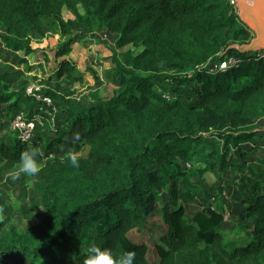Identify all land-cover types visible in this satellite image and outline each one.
<instances>
[{
	"label": "trees",
	"instance_id": "1",
	"mask_svg": "<svg viewBox=\"0 0 264 264\" xmlns=\"http://www.w3.org/2000/svg\"><path fill=\"white\" fill-rule=\"evenodd\" d=\"M64 9L72 18L63 17ZM232 9L229 0H0V42L12 53L35 52L31 38L44 36L47 25L69 35L56 57L78 38L116 34L110 98L96 90L77 98L82 77L63 60L56 77L64 91H43L56 107L53 128L37 125L27 142L16 134L0 142V182L23 151L38 147L43 153L33 183L41 211L21 207L25 229L9 222L14 210L0 200L7 222L0 232V264L11 255L27 264H84L93 244L117 255L133 251L135 264H152L147 245L127 233L147 225L164 190L167 228L155 243L154 264H264V157L245 166L247 154L238 149L264 139V131L253 130L264 114V51L227 49L252 38ZM1 53L0 106L11 119L27 108L30 118L39 106L25 94L31 67L17 68L8 63L9 53ZM229 58L239 62L218 70ZM74 132L79 141H73ZM68 149L79 155V168L61 163ZM196 153H203L215 177L197 201L196 194L170 185L173 170L184 176L177 160L190 161ZM231 165L242 173L235 190L222 182ZM226 198L244 205L238 224L250 232L245 244L227 243Z\"/></svg>",
	"mask_w": 264,
	"mask_h": 264
},
{
	"label": "rangeland",
	"instance_id": "2",
	"mask_svg": "<svg viewBox=\"0 0 264 264\" xmlns=\"http://www.w3.org/2000/svg\"><path fill=\"white\" fill-rule=\"evenodd\" d=\"M231 1V0H229ZM234 10L231 12L233 14L238 15V9L236 4H233ZM64 18L69 19L72 15L68 12V10L64 9L62 13ZM239 17V16H238ZM2 28L0 27V32H2ZM252 32V31H251ZM254 36L252 32V37ZM90 38V37H89ZM99 41L95 42H112V37H108V34L98 32ZM92 39V38H91ZM107 39V41H105ZM92 41V40H91ZM94 41V40H93ZM62 43V42H61ZM61 43L56 42L53 45V50H57ZM115 43V41H114ZM115 45L113 44L112 52L115 49ZM4 53V51H2ZM32 61V60H31ZM206 66V65H204ZM208 68V67H207ZM210 70H213V66L210 65ZM37 76H33L34 74H27L28 84L36 82L37 80H41L47 87L55 88L57 86L58 91H64L65 85L64 82L58 81L55 73L53 72L52 76H45V72H36ZM190 74L192 72H189ZM50 78V80H48ZM168 88L172 87V83H166ZM184 87V86H183ZM194 87L191 84L188 88L184 87V89H190ZM15 88V87H14ZM92 90L89 86H76V94L75 96L78 98L82 94ZM31 103V102H30ZM37 107V106H36ZM24 108V107H23ZM7 110L4 106H0V142L2 140H6L8 138H13L14 132L10 128L11 114L6 113ZM23 112L28 115L27 108L23 109ZM33 112V110H32ZM46 128H49V125L46 124ZM264 131V114L262 117L254 122V129ZM214 133V132H211ZM239 150L245 151L247 156L244 160V165L247 166L250 162H255L256 158L264 157V139L258 140L256 146L252 147L248 143H242L238 146ZM86 150L82 151L85 153ZM81 154V153H79ZM243 162V161H242ZM178 168L180 172H184L183 177H177V170L172 172V177L170 179L171 183H175L176 189L178 193H190L191 195H195V200H198V195L204 190L208 189V187L215 181V177L211 170H209L206 166L203 153H196L195 156L190 161H181L177 160ZM16 166L13 168L15 169ZM11 169L4 174V180L0 182V200L6 206L12 207L14 212L10 218H8L11 224H14L19 229H25L27 226L28 220L24 218V214L22 213L21 207L25 209H29L30 206L35 207V211H41V206L39 203V198L33 190L34 176H22L20 180L13 181L10 176ZM242 173L238 172L236 168L232 165L229 166L227 172H225L222 182L224 184H230L232 189H236L239 178ZM10 178V180H6ZM202 194V193H201ZM229 206L224 209V224L222 226V230L225 233V237L229 247H233L239 244H245L248 239L251 237L250 232L246 229L240 228L239 221V213L244 205L240 201H235L232 198H226ZM178 204H180L179 198H176ZM212 201V200H211ZM168 204L167 191L164 190L159 193L156 199V208L157 210L149 216L147 225L141 229H132L127 233V237L135 243H144L148 247V251L146 254L147 260L154 264L158 260V255L156 251L155 243H160L159 237L166 231L167 225L162 219V206ZM170 207H174L171 206ZM191 207L194 209L197 207L195 202L191 203ZM171 208V209H172ZM193 209L187 210L188 217H191V213ZM3 216V219H0V232L5 231L7 227L6 216L4 213L0 214ZM34 219V218H33ZM32 219V220H33ZM2 223V224H1ZM3 264H27V259L24 257L11 255L10 258Z\"/></svg>",
	"mask_w": 264,
	"mask_h": 264
},
{
	"label": "crops",
	"instance_id": "3",
	"mask_svg": "<svg viewBox=\"0 0 264 264\" xmlns=\"http://www.w3.org/2000/svg\"><path fill=\"white\" fill-rule=\"evenodd\" d=\"M109 36L112 37V42L109 43L95 42L96 40L99 41V38L95 40L90 36L78 38L67 54L56 57L53 45L58 41L61 43L67 40L69 35H63L58 28L47 25L45 26L44 36L31 38V46L35 49V52L28 55L22 52L12 53L2 48L1 42L0 51H4L3 56L9 53L10 61L8 63H12L17 68L24 69L26 66H30L31 68L27 74H34L33 76H37L36 72L40 71L45 72L46 77L52 76L53 72L56 75V70L61 61L67 60L74 68V75L82 77L79 86H90L92 90L97 91L99 96L108 99L112 96L116 87L110 61L116 34H108ZM21 59H25V62L20 63Z\"/></svg>",
	"mask_w": 264,
	"mask_h": 264
},
{
	"label": "clouds",
	"instance_id": "4",
	"mask_svg": "<svg viewBox=\"0 0 264 264\" xmlns=\"http://www.w3.org/2000/svg\"><path fill=\"white\" fill-rule=\"evenodd\" d=\"M72 139L73 141H79L80 133L74 132ZM42 156L43 153L38 147H31L23 151L18 165L10 172L11 179L18 181L22 176L38 175L43 167ZM65 160L73 168H79L80 166V157L72 149L66 151L61 163H64ZM3 211L4 209L0 208V214ZM0 219H3L2 215H0ZM135 259L136 254L133 251H124L117 255L111 250L102 249L93 244L87 248L84 264H135Z\"/></svg>",
	"mask_w": 264,
	"mask_h": 264
},
{
	"label": "built area",
	"instance_id": "5",
	"mask_svg": "<svg viewBox=\"0 0 264 264\" xmlns=\"http://www.w3.org/2000/svg\"><path fill=\"white\" fill-rule=\"evenodd\" d=\"M234 4V0L230 1ZM264 51V50H259ZM239 61L235 58H229L222 62L217 68L220 71H224L230 67L236 66ZM47 86L39 81H34L26 86L25 94L34 99L39 105L37 109L33 111L30 118L23 111L17 113L10 121V128L16 134L17 138L21 141H29L33 135L36 126L44 127L46 124L50 128L54 126V115L56 113V107L53 104L52 99L43 93ZM163 97L167 100H172V96L165 92Z\"/></svg>",
	"mask_w": 264,
	"mask_h": 264
},
{
	"label": "water",
	"instance_id": "6",
	"mask_svg": "<svg viewBox=\"0 0 264 264\" xmlns=\"http://www.w3.org/2000/svg\"><path fill=\"white\" fill-rule=\"evenodd\" d=\"M238 16L254 36L248 43L230 45L227 49L240 52L264 50V0H234Z\"/></svg>",
	"mask_w": 264,
	"mask_h": 264
}]
</instances>
